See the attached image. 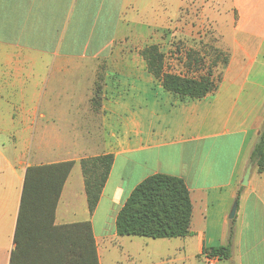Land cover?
Returning a JSON list of instances; mask_svg holds the SVG:
<instances>
[{"label": "crops", "instance_id": "crops-1", "mask_svg": "<svg viewBox=\"0 0 264 264\" xmlns=\"http://www.w3.org/2000/svg\"><path fill=\"white\" fill-rule=\"evenodd\" d=\"M185 42L187 49L178 47ZM150 46L162 54L163 73L181 77L185 71L203 76L206 58L226 56L225 65L211 66L216 90L182 98L164 89L143 54ZM87 63L94 67L84 68ZM98 73L101 100L94 116L81 108L82 90L84 75ZM84 112L91 137L101 138L84 158L113 156L93 214L83 158L30 152L34 139L58 132L50 123H65L59 131L89 133L78 124ZM263 124L264 0H0V264L58 259L55 239L46 236L16 252L14 234L27 169L69 160L74 165L52 227L88 221L98 264H203L206 249L226 244L235 201L232 256L217 264H264V171L253 165L248 185H240ZM158 173L186 184L190 234L118 236L115 220L130 193ZM72 229L87 244V260L89 235Z\"/></svg>", "mask_w": 264, "mask_h": 264}, {"label": "trees", "instance_id": "trees-1", "mask_svg": "<svg viewBox=\"0 0 264 264\" xmlns=\"http://www.w3.org/2000/svg\"><path fill=\"white\" fill-rule=\"evenodd\" d=\"M143 54L147 59L149 70L160 78L163 88L182 98H202L217 88L215 80L211 77V70L199 78L165 74L163 73V57L156 46L146 48ZM226 62L227 57L224 56L222 65ZM97 91H101V87H98ZM249 161L253 163L258 173L264 171V124L252 146ZM112 163V155L87 157L80 160L90 214H93L96 209ZM73 165L74 161L69 160L31 166L27 169L14 234L16 252L26 245L41 243L43 238L48 236L49 239H55L58 245V259L54 264H98L96 247L88 221L60 227V231L52 227L54 211L62 187ZM191 215L192 203L184 181L175 176L153 174L142 180L132 190L118 212L115 220L116 234L151 239L183 238L190 234ZM234 226L235 219H232L229 221L227 241L224 246L206 249L204 252L217 256L219 260H229L232 256ZM72 228H82L89 235L90 253L87 260V244L85 240L80 243L76 239ZM66 255L68 260L65 258ZM71 255H76V259L71 260L69 258ZM14 257L15 255H12V260Z\"/></svg>", "mask_w": 264, "mask_h": 264}, {"label": "rangeland", "instance_id": "rangeland-1", "mask_svg": "<svg viewBox=\"0 0 264 264\" xmlns=\"http://www.w3.org/2000/svg\"><path fill=\"white\" fill-rule=\"evenodd\" d=\"M200 44V43H199ZM194 46L199 48L198 43L193 44ZM182 49H187V43H183V46H178ZM206 47L208 49H214L216 47V42L214 39H210L209 43H207ZM213 55V54H212ZM219 63L222 65V58H219L217 60L214 59V56H210L209 58H206V61H203L202 64H204V72L206 71L205 75L207 74V72L209 70L212 71L211 66L215 67V63ZM84 68H87L89 70L92 69V66L94 67L93 63H87V64H83L82 65ZM210 66V68H209ZM212 67V68H213ZM166 68L168 71L170 70H174L176 71L177 69L175 67H173L172 64H166ZM176 69V70H175ZM177 71H180L179 69ZM213 72V71H212ZM181 74H184V77L187 78H199V75H194V72H188L186 73V71L183 73L181 72ZM85 78V82L83 84V90H82V94H83V99L84 102L81 104V108L85 111V112H90L91 110H94V116H96V111L98 109V103L100 105V100H101V91H97L98 87H102L101 86V77H100V73L96 74V76L94 77L93 74H86L84 75ZM96 78V79H95ZM79 79H76V84H79ZM95 101V102H94ZM84 112L83 116H82V122L78 123V124H82L83 126H87L88 128L85 129H89L90 126V122L88 121V123H86V120L90 117L88 114H86ZM90 119V118H89ZM51 126L56 127V129H58V132H52V136L49 137H45V138H36L33 141L32 147H31V155L33 156L35 152L38 151H42V154L40 155L42 158H46V159H53V158H57L63 154L69 153L72 156L78 157V158H84L85 157V152H87L89 149L92 150V143L94 142V138L91 137L93 135V133H91L89 130V133L84 132L81 133L80 131H71V132H67L65 130L59 131V129H61V126H64L65 123H50ZM73 124V123H72ZM97 128L95 127L94 124V131ZM56 134H63L64 138H59L56 137ZM92 134V135H91ZM97 136L96 133H94V137ZM4 139L0 138V143H2ZM96 140H101V138H96ZM95 140V141H96ZM7 144V141H5V145ZM90 153V152H89ZM117 257L119 258L120 255L119 253H117Z\"/></svg>", "mask_w": 264, "mask_h": 264}, {"label": "water", "instance_id": "water-1", "mask_svg": "<svg viewBox=\"0 0 264 264\" xmlns=\"http://www.w3.org/2000/svg\"><path fill=\"white\" fill-rule=\"evenodd\" d=\"M253 163H249L245 169L244 175L242 177V180L240 182V185L243 187H246L248 185V180L250 178V174L252 171ZM236 209H237V202L235 201L231 207V210L229 212L228 218L229 220L234 219L235 214H236Z\"/></svg>", "mask_w": 264, "mask_h": 264}, {"label": "built area", "instance_id": "built-area-1", "mask_svg": "<svg viewBox=\"0 0 264 264\" xmlns=\"http://www.w3.org/2000/svg\"><path fill=\"white\" fill-rule=\"evenodd\" d=\"M203 264H217L219 258L217 256H211L209 253L204 252L202 254Z\"/></svg>", "mask_w": 264, "mask_h": 264}]
</instances>
